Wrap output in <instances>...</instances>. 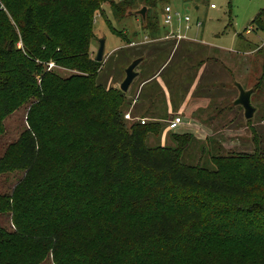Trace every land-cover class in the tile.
Listing matches in <instances>:
<instances>
[{
	"label": "trees",
	"instance_id": "1",
	"mask_svg": "<svg viewBox=\"0 0 264 264\" xmlns=\"http://www.w3.org/2000/svg\"><path fill=\"white\" fill-rule=\"evenodd\" d=\"M162 1L0 0V135L30 104L27 128L0 158V176L24 173L0 194L14 228L0 227V264H264V154L214 152L212 169L188 165L192 136L148 147L162 122L129 125L127 93L99 82L96 15L109 5L122 20L145 6L154 40L149 13ZM252 24L264 32V9Z\"/></svg>",
	"mask_w": 264,
	"mask_h": 264
},
{
	"label": "rangeland",
	"instance_id": "2",
	"mask_svg": "<svg viewBox=\"0 0 264 264\" xmlns=\"http://www.w3.org/2000/svg\"><path fill=\"white\" fill-rule=\"evenodd\" d=\"M212 5L215 7L212 8ZM166 6H171L180 16L170 25L164 23ZM136 7L138 10L142 5ZM263 9L264 0L158 2L149 13L150 19L157 23L158 31L161 30L163 36H166L165 33H172L175 38L179 36L181 38L172 39L161 46L155 42L150 43L153 37L144 28L142 16L132 15L117 20L109 5L104 6V16L96 15L95 38L91 43L90 56L96 60L100 42L104 40L103 65L98 78L101 84L120 89L126 78L127 68L135 60L145 56V61L136 68L139 76L127 92V102L134 103L136 89L162 70V84L156 82L149 94L156 95L161 91L159 92L161 98L170 96V104L164 105L156 113H150L148 110L147 113L139 111L138 116L136 115V118L147 119L148 123L159 121L165 126L161 136L148 137V147L176 148L178 147L174 139L176 136H192V141L184 153V163L192 166L201 165L209 169H212L210 156L215 153L228 155L258 151L264 154V32L257 30V26L252 24ZM185 16L190 17L191 22L185 23L183 21ZM198 23L201 25L198 26ZM111 27L120 31L123 34L122 38L125 36L124 39L130 40L131 43L127 44L120 36L113 34ZM249 29L252 30L251 34L247 33ZM251 44L259 47H255L256 53L247 57L249 55L243 53L250 51ZM19 46L22 47V44ZM158 46L166 48L159 62L153 58L155 55L148 57L149 52H159ZM228 53L237 58L242 57L245 61L239 65L232 64L231 59L227 61ZM249 58L250 60L246 61ZM224 62L227 68L222 65ZM204 63L212 67V71L207 70V75H202L203 77L200 75L198 78V71ZM48 70L55 71L63 77L76 73L58 67L54 62L48 64ZM238 85L245 91L256 89L251 96V104L256 113L250 122L245 118L243 107L235 105L240 95ZM144 93L147 95L148 91ZM187 96L188 99L195 101L201 97L210 100L206 109L193 115L192 120H189L191 116L185 105ZM29 106L30 104L23 106L5 120V130L0 135V158L19 140L27 128ZM131 110L132 106L125 113L132 112ZM179 112L184 117L185 124L171 131L167 123L179 115ZM131 123L132 121H128L129 125ZM23 176L22 172L1 175L0 194H11ZM0 227L13 231L10 214H0ZM41 264L54 263L52 258L48 257Z\"/></svg>",
	"mask_w": 264,
	"mask_h": 264
},
{
	"label": "crops",
	"instance_id": "3",
	"mask_svg": "<svg viewBox=\"0 0 264 264\" xmlns=\"http://www.w3.org/2000/svg\"><path fill=\"white\" fill-rule=\"evenodd\" d=\"M251 33H252V30L248 34H251ZM162 34H163V32L160 30L158 38L154 39V40L152 39L153 41H150V43L155 42L156 44H160V46H161V44H163V43L170 42L172 39H178L180 37L179 36L178 38H175L174 34H172V33H165L166 36H163ZM170 34H172V35H170ZM161 36H163V37H161ZM147 42H149V41L147 40ZM160 46H158L159 47L158 49L161 48ZM255 47H259V46H253L251 44L250 51L248 53H243V54H245V55L248 54L249 56H247V57H250L252 53H254V52L256 53ZM226 58H228L227 61L232 60V64L237 63L238 65L245 61L242 57L237 58V57H234L233 54H229V53L227 54ZM248 60H250V58L246 59V61H248ZM222 65L225 67L226 63L224 62ZM225 68H227V67H225ZM207 70L212 71V67H209L208 65L206 66V63L202 64L200 70L198 71V78L200 75L201 76L207 75V72H206ZM161 76H162V70L158 71V73L154 77L148 79L147 81H145V83H142L138 87V89H136V95H135L136 97L134 99V103L132 102V104H131V106L133 108V110H131V111L135 115H137L139 111H144V112L146 111V113H147L148 110H149V112L151 111L150 113H152V112L156 113L158 110H161L164 107V105L170 104V96H168V97L164 96V98L162 96V98H161V95H160L161 91H159L160 93L158 92L156 95L153 93L149 94V91L151 88L153 89L154 84L155 85L157 83L159 85L162 84L163 80H162ZM196 76H197V74H196ZM195 80L197 82V79H195ZM152 89H151V91H152ZM146 91H148L147 95H145V93H144ZM253 91H254V89H253ZM209 104H210V100L207 97H201L195 101L194 99H188V96H187L186 101H185V105L188 107L189 115L191 116L189 120H192V116L196 115L199 111L205 110ZM155 113H153V114H155ZM161 113L163 114V111ZM178 114H179L178 116H181L183 118V124H185V120H184V117L182 116V114L180 112ZM138 119H145V118H139L138 117ZM195 119H197V118H195ZM199 122L202 123L201 121H199Z\"/></svg>",
	"mask_w": 264,
	"mask_h": 264
},
{
	"label": "water",
	"instance_id": "4",
	"mask_svg": "<svg viewBox=\"0 0 264 264\" xmlns=\"http://www.w3.org/2000/svg\"><path fill=\"white\" fill-rule=\"evenodd\" d=\"M147 13H148V8L145 6H142L139 10L136 11H129V15H138L142 16L144 24H146V19H147ZM104 52H105V41L102 40L100 42V48L97 54L96 61L97 62H102L104 58ZM143 62L142 58H139L135 60L126 70V78L123 81L120 89L124 93H127L130 89V86L134 82V80L138 77V72H136V68ZM238 88L240 90V95L235 102L236 106H242L244 111H245V118L246 120H251L253 119L256 109L252 106L251 104V96L254 93V91H245L240 85H238Z\"/></svg>",
	"mask_w": 264,
	"mask_h": 264
},
{
	"label": "built area",
	"instance_id": "5",
	"mask_svg": "<svg viewBox=\"0 0 264 264\" xmlns=\"http://www.w3.org/2000/svg\"><path fill=\"white\" fill-rule=\"evenodd\" d=\"M211 7L214 8L215 6L212 5ZM164 14H165V18H164L165 25L172 24L175 19L180 17L179 14L177 12H175V10L171 6L165 7ZM183 21L185 23H189V22H191V19H190V17L185 16L183 18ZM200 25H201V23H198V26H200ZM247 32L250 33L251 29H249ZM179 39H181V38L179 37ZM125 119L128 121H132V122L140 120L142 124H145L147 122V119L134 118L130 112L125 115ZM167 124H168L169 130L175 131L176 129L179 128V126H181L183 124V118L181 116H176L173 119L169 120Z\"/></svg>",
	"mask_w": 264,
	"mask_h": 264
}]
</instances>
